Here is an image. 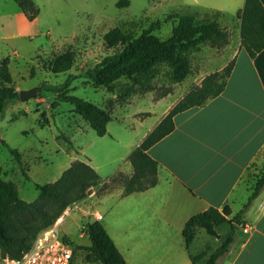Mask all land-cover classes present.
<instances>
[{"label":"rangeland","instance_id":"rangeland-1","mask_svg":"<svg viewBox=\"0 0 264 264\" xmlns=\"http://www.w3.org/2000/svg\"><path fill=\"white\" fill-rule=\"evenodd\" d=\"M215 1L202 0L206 4ZM33 2L38 14L30 19L14 0H0V64L7 63L16 91L37 89L34 97L8 102L0 115L1 176L14 184L18 196L25 201L37 198L36 184L55 181L73 155L89 166L87 160L101 166L99 177L104 183L112 166L118 163L116 158L127 150L125 143H140L149 128L192 86L231 61L236 48V17L227 14L222 19V15L198 7L194 0ZM186 14H192L197 22L217 20L224 35L195 41L183 48L188 73L182 81L173 80L172 69L166 62L156 64L146 76L120 78L111 89L86 79L87 69L119 49L120 45L110 38L111 31L117 29L137 36L151 22L160 21L153 36L163 40L177 25V15ZM56 54L61 60L55 67L62 69L68 65L67 70L54 73L49 68ZM69 75L75 78L70 81L67 94L88 100L110 114L108 134L98 136L72 104L56 99L55 89ZM1 141L18 150L22 163L14 160ZM128 166L126 161L123 168ZM262 166L254 173L249 172L248 180L252 184ZM117 185L122 186L115 183L114 187ZM99 187H93L84 199L67 205L48 227L57 226L60 235L68 237L75 246H87L83 229L87 221L96 219L95 210L111 216L128 207L127 202L117 199V188L111 196H106L108 193L101 194L104 189ZM226 229L227 225L219 227L216 236L200 229L189 247L190 252L197 253L206 246L214 249ZM110 233L116 236L114 231ZM118 246L130 264H174L182 260L191 264L184 248L179 250L183 259H131L130 250L119 242ZM87 259L92 258L87 257L84 249H77L73 264H99Z\"/></svg>","mask_w":264,"mask_h":264},{"label":"crops","instance_id":"crops-1","mask_svg":"<svg viewBox=\"0 0 264 264\" xmlns=\"http://www.w3.org/2000/svg\"><path fill=\"white\" fill-rule=\"evenodd\" d=\"M194 1L201 9L218 12L222 19L227 14L236 17L233 66L220 94L176 113L173 130L147 150L159 165L157 184L127 196L122 195L123 186L117 185L106 196L117 188L116 197L128 203L127 209L111 216L94 211L102 215L99 221L118 250L119 242L130 250L131 259H183L179 250L184 248L185 221L209 207L219 211L227 208L226 218L232 219L250 194L249 172L264 164V47L250 56L240 46V19L236 15L245 0ZM259 1L264 8V0ZM138 144L125 143L128 148L116 158L118 163L112 166L110 176L118 171L126 177L132 174L126 158ZM75 160L79 158L71 156L67 167ZM90 161L99 175L101 166ZM126 161L129 166L123 168ZM239 219L234 241L217 264H264V185ZM85 238L88 246L90 241Z\"/></svg>","mask_w":264,"mask_h":264},{"label":"trees","instance_id":"trees-1","mask_svg":"<svg viewBox=\"0 0 264 264\" xmlns=\"http://www.w3.org/2000/svg\"><path fill=\"white\" fill-rule=\"evenodd\" d=\"M14 2L30 19L38 14V8L33 0H14ZM215 14L219 13L215 12ZM236 16L240 19V46L250 56H254L264 47V8L259 0H245ZM159 26L160 21H153L137 36L124 34L117 29L111 31L110 38L113 43L120 45L119 49L105 56L93 68L87 69L86 79L95 85L111 89L113 83L120 78L146 76L156 64L166 62L172 69L173 80L179 82L188 73V61L182 54L183 48L192 45L195 41L224 35L217 20L197 22L192 14L177 15V25L166 39L160 40L153 36V32ZM60 60V55L56 54L52 65L49 66L54 73L69 68L68 65L62 69L55 67ZM232 66L233 60L220 70L204 76L198 85L192 86L131 150L126 160L132 166V174L126 177L119 171L114 173L108 178V182L101 186L104 189L102 193L111 191L115 183L122 184L123 196L155 186L158 181L159 165L150 157L147 150L173 130V116L176 113L200 106L220 94ZM73 78H75L73 75H69L66 81L55 89L56 99L72 104L74 111L89 122L98 136L105 135L107 123L111 119L110 114L88 100L67 94ZM12 84L7 63L3 61L0 64V115L8 102L19 99L18 91ZM1 143L8 148L18 164L22 163L21 154L17 149L9 147L4 141ZM1 175L0 167V256L12 258H19L28 251L36 235L53 224L67 205L84 199L91 193L93 187L101 183L99 175L91 166L75 160L55 181L36 184L35 187L39 191L37 198L33 201H25L18 196L14 184L4 180ZM263 185L264 164L250 186L247 201L232 219L226 218L227 208L219 211L217 208L209 207L185 221L182 238L191 264H217L218 258L229 250L234 241L238 225L241 224L239 216L258 195ZM223 225H227V229L221 235L217 247L211 249L206 246L197 253L190 252L189 247L200 229L210 236H216L217 229ZM83 233L90 241L88 246H75L68 237H64L74 246L73 256L77 249H84L87 257L92 258L87 259L89 261L95 260L99 264H128L98 219L87 221ZM73 256L70 264H73Z\"/></svg>","mask_w":264,"mask_h":264},{"label":"built area","instance_id":"built-area-1","mask_svg":"<svg viewBox=\"0 0 264 264\" xmlns=\"http://www.w3.org/2000/svg\"><path fill=\"white\" fill-rule=\"evenodd\" d=\"M100 213H95L96 219H101ZM246 231V228H243ZM61 236L57 226H51L40 231L30 249L19 258L0 256V264H70L74 246Z\"/></svg>","mask_w":264,"mask_h":264},{"label":"water","instance_id":"water-1","mask_svg":"<svg viewBox=\"0 0 264 264\" xmlns=\"http://www.w3.org/2000/svg\"><path fill=\"white\" fill-rule=\"evenodd\" d=\"M36 93H37L36 88L30 89V90H20L18 91V96L20 100L25 101L29 99L30 97H34Z\"/></svg>","mask_w":264,"mask_h":264}]
</instances>
